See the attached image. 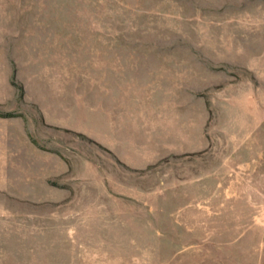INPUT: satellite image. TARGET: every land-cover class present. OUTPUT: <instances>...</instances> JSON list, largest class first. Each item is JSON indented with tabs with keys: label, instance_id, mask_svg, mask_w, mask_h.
Returning <instances> with one entry per match:
<instances>
[{
	"label": "rangeland",
	"instance_id": "374dc122",
	"mask_svg": "<svg viewBox=\"0 0 264 264\" xmlns=\"http://www.w3.org/2000/svg\"><path fill=\"white\" fill-rule=\"evenodd\" d=\"M0 264H264V0H0Z\"/></svg>",
	"mask_w": 264,
	"mask_h": 264
}]
</instances>
